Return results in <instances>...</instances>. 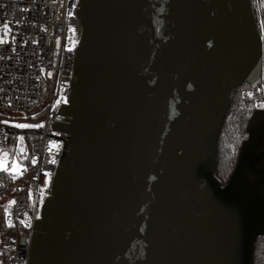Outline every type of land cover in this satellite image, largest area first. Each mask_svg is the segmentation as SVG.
Here are the masks:
<instances>
[{"label": "water", "instance_id": "obj_1", "mask_svg": "<svg viewBox=\"0 0 264 264\" xmlns=\"http://www.w3.org/2000/svg\"><path fill=\"white\" fill-rule=\"evenodd\" d=\"M77 17L65 150L27 264H254L264 111L216 177L232 93L261 80L251 0H80Z\"/></svg>", "mask_w": 264, "mask_h": 264}, {"label": "built area", "instance_id": "obj_2", "mask_svg": "<svg viewBox=\"0 0 264 264\" xmlns=\"http://www.w3.org/2000/svg\"><path fill=\"white\" fill-rule=\"evenodd\" d=\"M80 0H0V264H27L29 240L50 195L65 136L55 124L68 103ZM264 71V0H251ZM263 73V72H262ZM242 96L248 98L246 91ZM264 111V89L254 100ZM8 113V114H7ZM16 125H27L20 128Z\"/></svg>", "mask_w": 264, "mask_h": 264}, {"label": "trees", "instance_id": "obj_3", "mask_svg": "<svg viewBox=\"0 0 264 264\" xmlns=\"http://www.w3.org/2000/svg\"><path fill=\"white\" fill-rule=\"evenodd\" d=\"M252 10L257 25L253 3ZM262 72L260 83L255 88L244 84L232 93L230 107L217 140L216 177L222 184L227 182L234 169L240 147L247 137L248 121L256 111L254 100L258 97L259 88L264 89V71L262 70ZM243 91L249 93L250 96L248 98L243 97ZM0 122H5L4 117H0ZM254 264H264V235L259 236L255 241Z\"/></svg>", "mask_w": 264, "mask_h": 264}, {"label": "rangeland", "instance_id": "obj_4", "mask_svg": "<svg viewBox=\"0 0 264 264\" xmlns=\"http://www.w3.org/2000/svg\"><path fill=\"white\" fill-rule=\"evenodd\" d=\"M7 33L4 30L3 32H0V41H3L4 38H7ZM80 36V29L79 27H72V29L68 33V45L70 48H75V46L78 43V39ZM256 54V53H255ZM254 54V55H255ZM252 57V61L250 64L249 73L252 75H255L258 70V57L254 56ZM8 114V113H7ZM5 120L10 119L9 117L5 116ZM264 119V118H263ZM264 122V121H262ZM0 157H3L0 155ZM259 157L258 163L263 160L264 161V132L263 135L258 136V139L256 141V149L254 151V158ZM256 218H257V229L258 231H262L264 227V197L259 201L257 207H256Z\"/></svg>", "mask_w": 264, "mask_h": 264}, {"label": "snow or ice", "instance_id": "obj_5", "mask_svg": "<svg viewBox=\"0 0 264 264\" xmlns=\"http://www.w3.org/2000/svg\"><path fill=\"white\" fill-rule=\"evenodd\" d=\"M16 127L24 128L27 127V125H16Z\"/></svg>", "mask_w": 264, "mask_h": 264}]
</instances>
